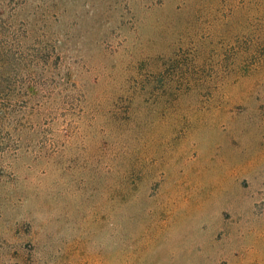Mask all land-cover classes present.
I'll return each instance as SVG.
<instances>
[{
	"label": "rangeland",
	"instance_id": "obj_1",
	"mask_svg": "<svg viewBox=\"0 0 264 264\" xmlns=\"http://www.w3.org/2000/svg\"><path fill=\"white\" fill-rule=\"evenodd\" d=\"M0 264H264V0H0Z\"/></svg>",
	"mask_w": 264,
	"mask_h": 264
}]
</instances>
